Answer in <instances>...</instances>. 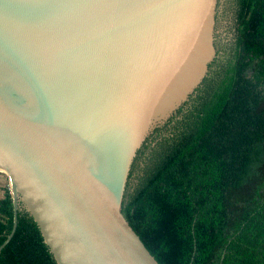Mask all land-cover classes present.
Returning a JSON list of instances; mask_svg holds the SVG:
<instances>
[{"label":"water","instance_id":"1","mask_svg":"<svg viewBox=\"0 0 264 264\" xmlns=\"http://www.w3.org/2000/svg\"><path fill=\"white\" fill-rule=\"evenodd\" d=\"M216 0H0V169L56 264H159L121 212L137 152L201 81Z\"/></svg>","mask_w":264,"mask_h":264},{"label":"trees","instance_id":"2","mask_svg":"<svg viewBox=\"0 0 264 264\" xmlns=\"http://www.w3.org/2000/svg\"><path fill=\"white\" fill-rule=\"evenodd\" d=\"M231 3L226 58L146 140L126 184L121 212L159 264H264V0ZM12 219L6 190L0 245ZM0 264H56L24 209Z\"/></svg>","mask_w":264,"mask_h":264},{"label":"rangeland","instance_id":"3","mask_svg":"<svg viewBox=\"0 0 264 264\" xmlns=\"http://www.w3.org/2000/svg\"><path fill=\"white\" fill-rule=\"evenodd\" d=\"M231 2L232 0H216L215 2V8H214L215 13H214L213 31H212V38H213L212 47L214 54L206 65V70L201 81L194 88V90L191 93H189L188 97L184 101H182V103L178 106V108H176L175 111H173L169 117H167L163 122H161L160 125H158L152 130L149 139L154 134L155 130L157 129L162 130L163 128H166L165 125L170 121L171 118L177 119L179 117L177 114L178 110L184 107V105L189 101V97L193 95L196 92V90L201 86V83L204 80V78L208 76L211 70L212 71L214 70L215 65H213V62L216 61L215 62L216 64L218 61L224 60L226 58L228 49L231 46L234 33L236 30V23H235L236 19H235L234 11L232 9ZM161 133L163 134V131ZM138 152L133 161V163H135L137 167L128 178L129 180L128 185L130 186L133 185L134 177L138 173L139 168L142 167V163L144 161V157L139 155L140 153L138 154ZM6 190H9V179L5 172L0 171V199L3 198Z\"/></svg>","mask_w":264,"mask_h":264},{"label":"bare ground","instance_id":"4","mask_svg":"<svg viewBox=\"0 0 264 264\" xmlns=\"http://www.w3.org/2000/svg\"><path fill=\"white\" fill-rule=\"evenodd\" d=\"M0 171L4 172L2 169H0Z\"/></svg>","mask_w":264,"mask_h":264}]
</instances>
